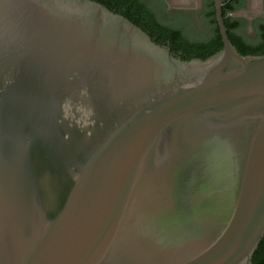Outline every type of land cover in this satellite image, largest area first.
<instances>
[{
	"label": "water",
	"instance_id": "1",
	"mask_svg": "<svg viewBox=\"0 0 264 264\" xmlns=\"http://www.w3.org/2000/svg\"><path fill=\"white\" fill-rule=\"evenodd\" d=\"M182 60L92 0H0V264H252L264 55Z\"/></svg>",
	"mask_w": 264,
	"mask_h": 264
},
{
	"label": "trees",
	"instance_id": "2",
	"mask_svg": "<svg viewBox=\"0 0 264 264\" xmlns=\"http://www.w3.org/2000/svg\"><path fill=\"white\" fill-rule=\"evenodd\" d=\"M110 11L122 15L146 32L153 42L170 48L174 56L182 60L198 58L205 60L222 49V40L215 17L213 0H203L202 23L191 26L170 15L157 0H92ZM227 35L238 53L243 56L264 55V20L252 23L254 36L244 33L246 22L231 16L239 10L244 0H222ZM264 5V0H263ZM252 264H264V237L258 245Z\"/></svg>",
	"mask_w": 264,
	"mask_h": 264
},
{
	"label": "rangeland",
	"instance_id": "3",
	"mask_svg": "<svg viewBox=\"0 0 264 264\" xmlns=\"http://www.w3.org/2000/svg\"><path fill=\"white\" fill-rule=\"evenodd\" d=\"M177 4L182 5H190L192 3L189 0H171ZM197 6V2H194V8ZM233 18H237L240 20H244L246 22V26L244 27V33L250 37L254 36V30L252 27V23L257 20H264V5L262 0H244L243 6L237 10L233 15ZM194 25L200 24L199 19L193 18ZM192 23L190 25L192 26Z\"/></svg>",
	"mask_w": 264,
	"mask_h": 264
},
{
	"label": "flooded vegetation",
	"instance_id": "4",
	"mask_svg": "<svg viewBox=\"0 0 264 264\" xmlns=\"http://www.w3.org/2000/svg\"><path fill=\"white\" fill-rule=\"evenodd\" d=\"M195 1L197 2V6L195 7L194 10H192L194 8ZM157 2L159 4H163V6L165 7V10L170 15L175 16L176 18L180 19L182 21V24L192 23L193 18L199 19L200 24L202 23L203 0H189V2L192 3L191 6L177 4L174 1L171 2V0H157ZM234 13H232L231 16ZM192 26H198V23L197 25H194L192 23Z\"/></svg>",
	"mask_w": 264,
	"mask_h": 264
}]
</instances>
